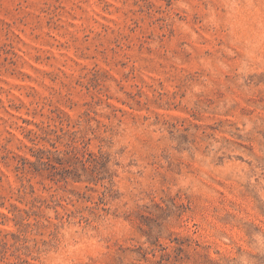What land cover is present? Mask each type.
<instances>
[{
	"label": "rangeland",
	"instance_id": "374dc122",
	"mask_svg": "<svg viewBox=\"0 0 264 264\" xmlns=\"http://www.w3.org/2000/svg\"><path fill=\"white\" fill-rule=\"evenodd\" d=\"M0 264H264V0H0Z\"/></svg>",
	"mask_w": 264,
	"mask_h": 264
}]
</instances>
